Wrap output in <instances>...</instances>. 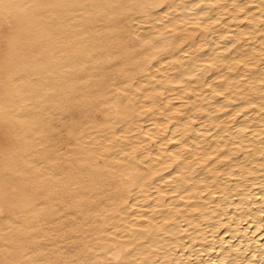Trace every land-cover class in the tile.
Returning <instances> with one entry per match:
<instances>
[{
	"label": "bare ground",
	"instance_id": "obj_1",
	"mask_svg": "<svg viewBox=\"0 0 264 264\" xmlns=\"http://www.w3.org/2000/svg\"><path fill=\"white\" fill-rule=\"evenodd\" d=\"M0 264H264V0H0Z\"/></svg>",
	"mask_w": 264,
	"mask_h": 264
},
{
	"label": "rangeland",
	"instance_id": "obj_2",
	"mask_svg": "<svg viewBox=\"0 0 264 264\" xmlns=\"http://www.w3.org/2000/svg\"><path fill=\"white\" fill-rule=\"evenodd\" d=\"M2 30H3V28L2 29L0 28V31H2Z\"/></svg>",
	"mask_w": 264,
	"mask_h": 264
}]
</instances>
